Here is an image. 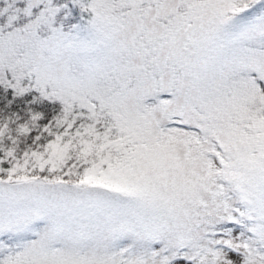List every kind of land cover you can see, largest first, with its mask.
I'll use <instances>...</instances> for the list:
<instances>
[{"label":"rangeland","instance_id":"374dc122","mask_svg":"<svg viewBox=\"0 0 264 264\" xmlns=\"http://www.w3.org/2000/svg\"><path fill=\"white\" fill-rule=\"evenodd\" d=\"M48 1H27L43 4L0 67L34 57L38 80L147 143L108 186L0 180V264H264V6L94 0L82 32Z\"/></svg>","mask_w":264,"mask_h":264},{"label":"trees","instance_id":"16d2710c","mask_svg":"<svg viewBox=\"0 0 264 264\" xmlns=\"http://www.w3.org/2000/svg\"><path fill=\"white\" fill-rule=\"evenodd\" d=\"M27 1L0 0V39L10 38L13 30L26 29L29 20L39 13L43 3L29 9ZM257 1L246 2L244 6L250 5L245 7L248 13L264 6ZM48 2L64 4L51 14L53 24L68 28L74 26L76 19L82 32L88 24L94 23L95 5L102 6L94 0ZM107 2L114 4L113 0ZM68 8L71 16L66 17L64 12ZM7 43V50L10 45L17 48L14 41ZM36 63L38 65L32 57L25 62L19 60L10 67H0V180L36 177L84 185L102 181L108 186L113 172L134 166L137 155L144 150L142 144L147 140L130 132L123 133L117 121L109 124L107 118H111L109 113H112L109 104L103 102L101 107L96 99L83 102L62 97L53 79L45 83L38 80ZM259 81L258 90L262 92L263 82ZM159 86L157 81L156 94ZM237 111L240 113L242 106L237 107ZM253 111L256 115L263 114L256 109ZM111 188L115 189L114 186ZM6 252L10 253L9 250Z\"/></svg>","mask_w":264,"mask_h":264}]
</instances>
